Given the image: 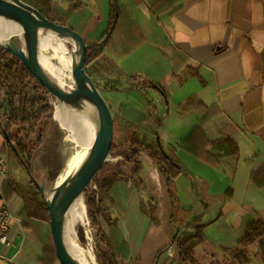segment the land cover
<instances>
[{
	"label": "crops",
	"instance_id": "crops-1",
	"mask_svg": "<svg viewBox=\"0 0 264 264\" xmlns=\"http://www.w3.org/2000/svg\"><path fill=\"white\" fill-rule=\"evenodd\" d=\"M73 2L67 24L93 46L87 70L108 94L119 141L136 130L182 166L169 180L143 149L117 147L111 164L120 162L126 174L109 190L103 225L118 258L177 264L172 241L183 221L205 224L195 247L202 264H263L256 246L249 261H234L223 247L236 246L249 220L264 219V0ZM114 6L120 15L113 18ZM137 73L162 92L149 88L145 96L131 78ZM9 150L0 128L7 159L0 205L12 215L0 264H62L50 217L24 214Z\"/></svg>",
	"mask_w": 264,
	"mask_h": 264
},
{
	"label": "trees",
	"instance_id": "trees-1",
	"mask_svg": "<svg viewBox=\"0 0 264 264\" xmlns=\"http://www.w3.org/2000/svg\"><path fill=\"white\" fill-rule=\"evenodd\" d=\"M114 2V0H113ZM47 18L54 22L67 24L69 12H59L54 4V0H35L33 4ZM115 5V2H114ZM115 9V6H114ZM120 10L113 11V18ZM108 34V33H107ZM100 42L106 40L104 35ZM93 46L89 45L87 65L91 61ZM91 51V52H90ZM107 61L105 56H102ZM88 71V70H87ZM89 72V71H88ZM132 80L135 87L138 88L145 96L148 94V89L153 88L162 92V89L152 80L141 74H134ZM0 91L2 100L0 102V128L9 143V155L18 158L22 163L21 156L29 160L32 156L33 148L40 144L42 139L41 124L50 120L54 110H58L56 99L51 95L46 88L38 82L32 75L29 69L14 56L6 47L0 45ZM56 104V105H55ZM115 129L112 150L119 146L128 145L129 148L135 150L143 149L147 154L156 160L161 170L167 174L168 179L178 174L182 166L166 152V148L158 140L155 145L140 141L136 130H125V144L119 141L122 130L117 128L116 118L114 117ZM176 165L177 168L174 166ZM126 172L120 162L111 164L105 163L94 180L98 183L100 191L104 197H99L98 201L94 197V191H90L88 186L84 192L87 214L91 215L93 221L99 222V211L106 210V197L115 180L125 175ZM13 187L21 194L25 201L24 214L34 218H49L44 193L39 186L35 184L34 179H30L28 183H20L11 180ZM90 191V192H89ZM101 205V206H100ZM100 224V223H99ZM205 224L184 225V222L176 226L177 229L183 230L181 234H177L173 238V243H176L180 252L179 262L177 264H202L197 251L196 245L198 241L203 240V228ZM102 230L103 243L108 248L109 257L105 264H126L125 259L118 258V252L112 245L111 239L108 236L103 225L99 226ZM193 228V232L187 231ZM101 235V236H102ZM257 247L255 256H257L264 264V219L255 217L249 220L246 224L244 235L238 241L235 247H223L224 250H229V255L234 261H249L248 249ZM216 264V262H212Z\"/></svg>",
	"mask_w": 264,
	"mask_h": 264
},
{
	"label": "water",
	"instance_id": "water-1",
	"mask_svg": "<svg viewBox=\"0 0 264 264\" xmlns=\"http://www.w3.org/2000/svg\"><path fill=\"white\" fill-rule=\"evenodd\" d=\"M114 2L116 4V0ZM0 16L15 19L21 23L23 26L22 39L26 46L23 48L17 44L13 36L9 38L7 43L0 45L6 47L22 61L56 101L71 102L77 96H83L91 99L96 105L99 127L88 157L72 176L65 178L56 185L50 198L45 194L44 186L39 185L46 200L55 250L61 263L83 264L71 254L66 245L64 237L65 215L75 198L80 194H84L86 188L92 183L111 156L114 139V115L109 103L87 71L89 45L79 31L68 24L50 20L39 9L23 0H0ZM41 28L57 31L76 42L78 58L71 67L75 81L73 89L65 90L51 81L41 66L38 55L39 29ZM178 231L179 229L176 230V233Z\"/></svg>",
	"mask_w": 264,
	"mask_h": 264
},
{
	"label": "bare ground",
	"instance_id": "bare-ground-1",
	"mask_svg": "<svg viewBox=\"0 0 264 264\" xmlns=\"http://www.w3.org/2000/svg\"><path fill=\"white\" fill-rule=\"evenodd\" d=\"M0 30H2L0 33V44L7 43L11 36L17 35L21 38L23 36V26L21 23L5 16H0ZM39 33L38 47L41 50H38V55L44 71L51 81L65 90L73 89L75 81L72 76L71 67L76 58H78V46L76 42L68 36L53 30L41 28L39 29ZM61 37L72 44L73 50L61 46ZM52 40L55 41V44L52 43ZM60 51L65 53V55ZM54 56H57L56 60H54ZM59 107L64 111L59 124L65 130V140L69 141V143H76L81 147H78L69 156L66 168L57 180V184L65 178L72 176L88 157L99 127L97 108L91 99L77 96L71 102L59 100ZM53 193L54 189L50 191L48 197L50 198ZM81 221L85 224L88 223L84 194L78 195L66 212L64 237L69 251L75 258L83 264H93L96 258L92 250L85 249L73 238L76 235V225ZM91 257H94V259H91Z\"/></svg>",
	"mask_w": 264,
	"mask_h": 264
},
{
	"label": "rangeland",
	"instance_id": "rangeland-1",
	"mask_svg": "<svg viewBox=\"0 0 264 264\" xmlns=\"http://www.w3.org/2000/svg\"><path fill=\"white\" fill-rule=\"evenodd\" d=\"M28 4H35V0H23ZM54 4L59 10V12L66 11L70 13L73 8L75 2H71V0H54ZM34 6V5H33ZM35 7V6H34ZM2 30H0V33ZM40 34V33H39ZM14 41L25 48V42L23 39L17 35L13 36ZM53 41V40H52ZM45 42V41H43ZM55 44V41L52 42ZM61 46L68 47L70 50H73V46L69 43L65 38L61 37ZM38 50H41L38 47ZM62 54L65 55L62 51ZM54 60L57 59V56H54ZM71 72V71H70ZM93 78V77H92ZM94 82L97 86L102 88L101 81H96L93 78ZM104 98L108 99V94L106 91H102ZM58 110H54V118L53 114L50 120L45 121L41 124L42 128V139L40 144L35 148L30 146L32 151L31 158L27 160V158L21 159L24 163H22L18 158L13 157V167L18 172L19 182L20 183H28L30 179H34L36 185H43L44 192L46 195H49L50 191L54 189L57 185V180L60 178L62 172L66 168L69 156L78 148L81 147L76 143H69L64 138L65 130L59 124V121L63 117V109L59 107V101L56 102ZM55 104V105H56ZM53 123V125H52ZM61 127V129H60ZM64 146V147H63ZM126 152V151H125ZM116 151H111V156L109 157V161L107 163H111V161L115 158ZM133 168L129 167V171ZM96 178V177H95ZM90 191H94L95 201L99 199V197H104L100 191V187L98 183L93 180L92 183L89 185ZM89 191V192H90ZM84 198L85 197L84 195ZM96 201V202H97ZM101 206V205H100ZM88 213V212H87ZM98 220L99 222L96 223L94 218L91 215L87 214L88 223H83L82 221L76 225V235L73 237L75 240L79 242V244L84 247L85 249L92 250L93 254L95 255V260L93 264H105L107 257H109L108 248L103 243V235L101 234L102 230L99 229L100 225H103L104 218L108 215V211L102 210L99 211ZM100 223V224H99ZM88 224V225H87ZM104 227V225H103ZM102 235V236H101ZM94 257H91V259Z\"/></svg>",
	"mask_w": 264,
	"mask_h": 264
},
{
	"label": "built area",
	"instance_id": "built-area-1",
	"mask_svg": "<svg viewBox=\"0 0 264 264\" xmlns=\"http://www.w3.org/2000/svg\"><path fill=\"white\" fill-rule=\"evenodd\" d=\"M7 165V159L4 156L0 157V171L3 173ZM12 222V215L6 204L0 205V249L2 246L11 244L8 230Z\"/></svg>",
	"mask_w": 264,
	"mask_h": 264
}]
</instances>
